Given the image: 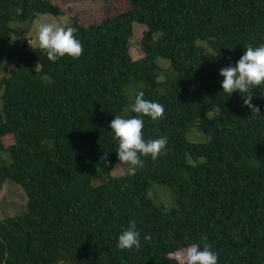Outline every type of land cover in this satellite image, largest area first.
<instances>
[{"label":"trees","instance_id":"16d2710c","mask_svg":"<svg viewBox=\"0 0 264 264\" xmlns=\"http://www.w3.org/2000/svg\"><path fill=\"white\" fill-rule=\"evenodd\" d=\"M124 1L122 12L75 22L83 55L52 62L25 35L38 15L61 8L0 0V66L18 60L0 81V152L9 158L0 189L9 180L27 199L23 213L0 219V264H175L165 256L202 235L218 264H264V86L253 89L261 114L252 118L238 91H222L219 74L249 44H264V0ZM133 23L146 28L138 60L129 52ZM159 59L171 71L161 82ZM140 91L165 109L163 119L139 117L144 139L166 136L167 149L113 176L122 163L110 122L137 115ZM193 127L203 142L187 139ZM151 181L170 190L173 207L150 197ZM133 220L141 247L121 251L118 237Z\"/></svg>","mask_w":264,"mask_h":264},{"label":"clouds","instance_id":"9594fccd","mask_svg":"<svg viewBox=\"0 0 264 264\" xmlns=\"http://www.w3.org/2000/svg\"><path fill=\"white\" fill-rule=\"evenodd\" d=\"M37 39L39 48L47 54L48 59L52 62L58 61L65 55L70 56L73 60H78L84 52L81 41L75 37L71 27L65 28L54 23H41L37 27ZM229 59L231 58L229 57ZM219 74L224 78L222 91L228 96L238 91L243 98L244 105L251 109L252 118L260 116V107L253 104L252 101L253 89L264 86V44L257 47L249 44L235 65L230 63L222 67ZM128 111L129 108L125 107L124 112ZM131 111L137 115L131 118H122L116 115L110 122V128L114 133L113 138L118 141L117 153L120 163L130 165V171L134 173L136 168L143 167L142 156H151L155 161L166 151L168 138L161 136L146 141L142 131L144 121L139 118L140 116H149L152 120L163 119L165 109L162 104L146 100L144 92L140 91L131 104ZM101 161L107 165V153L101 157ZM143 238L145 241H151L149 234H145ZM117 247L121 251L140 249L141 232L137 230L134 220L130 221L128 227L119 235ZM165 257L175 261V264H218V253L213 251L206 235H202L200 244H190L175 252H169Z\"/></svg>","mask_w":264,"mask_h":264},{"label":"rangeland","instance_id":"374dc122","mask_svg":"<svg viewBox=\"0 0 264 264\" xmlns=\"http://www.w3.org/2000/svg\"><path fill=\"white\" fill-rule=\"evenodd\" d=\"M54 4L58 5L62 10V15L53 17L48 14L38 15L34 22L29 26L26 33L27 42L31 46H39L37 39V27L41 23H54L61 27H71L73 30V24L75 22L87 25L89 23L97 22L104 19L107 16H111L115 13L122 12L126 9V2L124 0H52ZM15 13V9L11 10ZM17 12V11H16ZM10 26L13 28H25L28 27L25 24H18L16 21L10 22ZM146 28L139 24L133 23L132 35L129 39V52L133 60L140 59L143 54L140 50V41L143 31ZM10 43H16V36L10 34L8 37ZM29 40V41H28ZM21 49V48H20ZM17 55L15 54L12 59L6 60L0 66V81L8 75L11 68L18 62ZM158 64L160 66L158 81H163L166 76L171 72L169 64L166 60L159 59ZM141 87V84L136 86ZM134 87L126 90L127 96L131 99L134 95L132 91ZM1 92V91H0ZM1 94V93H0ZM0 115H1V100H0ZM212 114H209L210 117ZM187 139L191 142H203L205 137L199 132L196 127H193L187 134ZM9 158L5 152H0V164L7 163ZM131 166L127 164H116L112 169L111 174L113 176H121L126 173H132L130 171ZM137 169V168H136ZM135 169V170H136ZM134 170V171H135ZM151 186L148 189L150 197L165 210L173 207L175 201L170 194V190L156 182L151 181ZM26 196L21 186L6 180L0 189V219L10 218L17 216L25 211Z\"/></svg>","mask_w":264,"mask_h":264}]
</instances>
